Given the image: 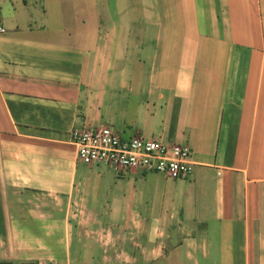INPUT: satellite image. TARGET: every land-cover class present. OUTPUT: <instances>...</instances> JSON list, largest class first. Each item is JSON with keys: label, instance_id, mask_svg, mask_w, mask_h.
<instances>
[{"label": "crops", "instance_id": "crops-1", "mask_svg": "<svg viewBox=\"0 0 264 264\" xmlns=\"http://www.w3.org/2000/svg\"><path fill=\"white\" fill-rule=\"evenodd\" d=\"M0 28V262L264 264V0H0ZM102 126L193 172L85 164L73 131Z\"/></svg>", "mask_w": 264, "mask_h": 264}, {"label": "built area", "instance_id": "built-area-1", "mask_svg": "<svg viewBox=\"0 0 264 264\" xmlns=\"http://www.w3.org/2000/svg\"><path fill=\"white\" fill-rule=\"evenodd\" d=\"M73 142L78 146L79 159L85 164H106L117 170L157 171L170 178L188 177L193 172L191 148L187 144L142 136L125 138L109 126L77 128L73 131Z\"/></svg>", "mask_w": 264, "mask_h": 264}, {"label": "rangeland", "instance_id": "rangeland-1", "mask_svg": "<svg viewBox=\"0 0 264 264\" xmlns=\"http://www.w3.org/2000/svg\"><path fill=\"white\" fill-rule=\"evenodd\" d=\"M101 168H105L107 169V171L110 173L112 171H115L114 168L110 167L109 165H106V164H100ZM76 207L78 208L77 210V213L81 214L82 216V219H83V223H80V224H83V226H87L89 227V219L90 218H95L93 217V214L94 213H89V209H90V206L89 204H82V205H76ZM71 211H75V208L72 206L71 208ZM111 211H113V213L117 214L115 217H113V220L110 222V213ZM90 214H92V216H90ZM97 214V224L99 225L98 226V229H97V236L102 234V235H105V234H111L113 233V237H112V248H116L119 247L121 248V242H120V237L119 239H117V235H120L121 234V218H120V214L121 212L118 210H115V208H111L110 206H106V205H98L97 206V210H96V213ZM101 217V219H100ZM93 220V219H92ZM109 221V222H107ZM93 223V222H92ZM132 226L133 227H130L128 229V227H126L124 229V233H126V231H129L127 232L126 234L130 235L131 238L129 239V241L131 242V245L132 247H136L137 246V243H138V237H137V232L140 230V225L138 222H131ZM127 239L124 238L123 239V242H125ZM113 256L115 258H117L119 260V264H126V258L125 256H123L122 254H118L119 256H117V254L114 252L112 253ZM116 264V263H115Z\"/></svg>", "mask_w": 264, "mask_h": 264}, {"label": "trees", "instance_id": "trees-1", "mask_svg": "<svg viewBox=\"0 0 264 264\" xmlns=\"http://www.w3.org/2000/svg\"><path fill=\"white\" fill-rule=\"evenodd\" d=\"M0 264H12V262L2 261V262H0ZM24 264H34V262H27V263H24Z\"/></svg>", "mask_w": 264, "mask_h": 264}]
</instances>
